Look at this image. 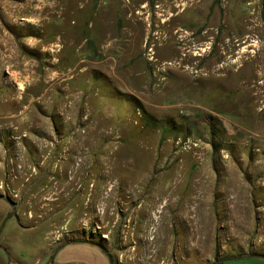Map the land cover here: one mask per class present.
I'll use <instances>...</instances> for the list:
<instances>
[{
    "label": "rangeland",
    "instance_id": "rangeland-1",
    "mask_svg": "<svg viewBox=\"0 0 264 264\" xmlns=\"http://www.w3.org/2000/svg\"><path fill=\"white\" fill-rule=\"evenodd\" d=\"M0 196V264H264V0H0Z\"/></svg>",
    "mask_w": 264,
    "mask_h": 264
},
{
    "label": "crops",
    "instance_id": "crops-1",
    "mask_svg": "<svg viewBox=\"0 0 264 264\" xmlns=\"http://www.w3.org/2000/svg\"><path fill=\"white\" fill-rule=\"evenodd\" d=\"M68 245H66L65 247H67ZM70 245L71 246H69L67 248L63 247L62 249L59 250V252L62 250L66 251L68 253L73 252V251L74 252L79 251V252H83V253H86L88 255H91V257H92L91 260L84 259L83 262H85V264H111V262L109 261V259L107 258V256L103 252L101 253L102 256L100 254L94 252L95 250L98 251V249H97V247H95L93 245H90L88 243H71ZM90 247H93L94 249H91Z\"/></svg>",
    "mask_w": 264,
    "mask_h": 264
},
{
    "label": "water",
    "instance_id": "water-1",
    "mask_svg": "<svg viewBox=\"0 0 264 264\" xmlns=\"http://www.w3.org/2000/svg\"><path fill=\"white\" fill-rule=\"evenodd\" d=\"M3 198L0 196V200H2ZM8 204V206L13 209V203L9 200L6 202ZM11 218V214H8L5 219L3 220V222L1 223V226L0 228L3 229L5 223ZM71 243H77V242H71ZM71 243H67L65 245H68V244H71ZM81 243H85V242H81ZM89 244V243H88ZM90 245H93L95 247H97L98 249H101L98 245H95V244H90ZM56 254V253H55ZM53 259H54V256L51 257V260H50V264L53 263Z\"/></svg>",
    "mask_w": 264,
    "mask_h": 264
},
{
    "label": "trees",
    "instance_id": "trees-1",
    "mask_svg": "<svg viewBox=\"0 0 264 264\" xmlns=\"http://www.w3.org/2000/svg\"><path fill=\"white\" fill-rule=\"evenodd\" d=\"M77 243H81V242H77ZM102 252L105 254V251L103 249H101ZM107 256V258L110 260L109 256L107 254H105Z\"/></svg>",
    "mask_w": 264,
    "mask_h": 264
},
{
    "label": "flooded vegetation",
    "instance_id": "flooded-vegetation-1",
    "mask_svg": "<svg viewBox=\"0 0 264 264\" xmlns=\"http://www.w3.org/2000/svg\"><path fill=\"white\" fill-rule=\"evenodd\" d=\"M0 226H1V225H0ZM1 230H2V229L0 228V232H1ZM66 244H67V243H66ZM65 246H66V245H63V246H61V247L63 248V247H65ZM59 250H60V249H59ZM2 251H4V250L2 249ZM109 261H110V260H109Z\"/></svg>",
    "mask_w": 264,
    "mask_h": 264
},
{
    "label": "bare ground",
    "instance_id": "bare-ground-1",
    "mask_svg": "<svg viewBox=\"0 0 264 264\" xmlns=\"http://www.w3.org/2000/svg\"><path fill=\"white\" fill-rule=\"evenodd\" d=\"M86 143H87L86 140H83V145H84V144L86 145ZM81 144H82V143H81ZM59 176H60V175H59ZM61 176H62V175H61Z\"/></svg>",
    "mask_w": 264,
    "mask_h": 264
}]
</instances>
